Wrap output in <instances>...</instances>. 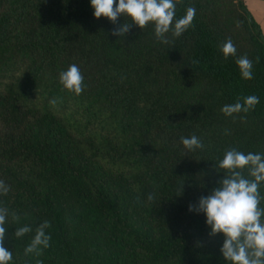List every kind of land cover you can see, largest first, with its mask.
<instances>
[{
  "label": "trees",
  "instance_id": "obj_1",
  "mask_svg": "<svg viewBox=\"0 0 264 264\" xmlns=\"http://www.w3.org/2000/svg\"><path fill=\"white\" fill-rule=\"evenodd\" d=\"M174 3L173 26L189 7L196 15L163 43L152 22L113 36L131 19H97L90 0H0L8 264H231L223 234L209 235L189 205L219 186L214 166L227 150L264 154V38L240 0ZM229 38L237 51L225 58ZM245 55L250 80L235 62ZM72 64L79 95L59 82ZM250 95L260 102L247 112L222 113ZM192 135L203 149L183 146ZM44 221L50 246L26 255ZM25 225L32 231L16 237Z\"/></svg>",
  "mask_w": 264,
  "mask_h": 264
},
{
  "label": "clouds",
  "instance_id": "obj_2",
  "mask_svg": "<svg viewBox=\"0 0 264 264\" xmlns=\"http://www.w3.org/2000/svg\"><path fill=\"white\" fill-rule=\"evenodd\" d=\"M90 3L97 19L106 17L113 24L121 16L131 19V24L124 23L115 28L111 33L113 36L127 34L132 24L143 29L152 22L157 39L163 43L168 42L164 37L170 29L174 36L179 37L192 24L196 15L195 8L189 7L186 15L176 20L173 26L176 11L174 0H118V3L116 0H90ZM219 48L225 58L235 56L237 51L230 38L219 45ZM235 62L241 76L252 79V61L245 55ZM83 80L84 77L75 64L59 73L60 84L77 95L84 90ZM259 102L258 96L250 95L244 98L243 104H226L221 111L226 116H231L241 111L247 112ZM50 103L55 104L56 101L52 100ZM180 140L188 150L204 148L203 142L196 135L181 137ZM214 167L216 170H224L219 186L207 196L200 197L196 204H190L189 211L205 214L206 224L211 229L209 235L223 234L224 241L220 251L231 264H264V208L259 206L264 199L259 192L260 183L264 182V154H245L232 148L225 152L223 159ZM245 170L247 177L244 175ZM8 191L9 187L0 180V193L7 194ZM153 199L154 196L149 194L148 200ZM6 217L7 209L0 207V264H8L12 260V252L4 246ZM13 219L18 220L19 217L13 216ZM50 226L49 221H44L37 227L35 236L25 248L26 255L33 252L40 254L41 247L50 246L51 236L45 233V229ZM31 231V227L25 225L16 229L15 236L19 238Z\"/></svg>",
  "mask_w": 264,
  "mask_h": 264
},
{
  "label": "crops",
  "instance_id": "obj_3",
  "mask_svg": "<svg viewBox=\"0 0 264 264\" xmlns=\"http://www.w3.org/2000/svg\"><path fill=\"white\" fill-rule=\"evenodd\" d=\"M240 4L264 38V0H240Z\"/></svg>",
  "mask_w": 264,
  "mask_h": 264
},
{
  "label": "rangeland",
  "instance_id": "obj_4",
  "mask_svg": "<svg viewBox=\"0 0 264 264\" xmlns=\"http://www.w3.org/2000/svg\"><path fill=\"white\" fill-rule=\"evenodd\" d=\"M226 3H231V5H233V4H237V0H232V1H230V0H226Z\"/></svg>",
  "mask_w": 264,
  "mask_h": 264
}]
</instances>
